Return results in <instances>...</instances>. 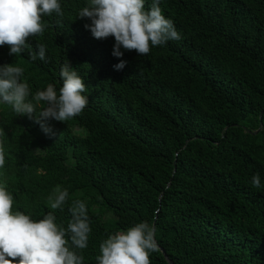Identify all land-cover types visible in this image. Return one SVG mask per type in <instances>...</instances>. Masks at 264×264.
Wrapping results in <instances>:
<instances>
[{"label":"trees","instance_id":"obj_1","mask_svg":"<svg viewBox=\"0 0 264 264\" xmlns=\"http://www.w3.org/2000/svg\"><path fill=\"white\" fill-rule=\"evenodd\" d=\"M63 17L43 16L46 62L27 51L0 65L22 67L30 95L62 86L68 62L83 78L88 104L66 122L34 119L0 103V184L12 211L34 220L57 185L85 202L91 232L84 264H96L110 234L141 221L155 226L150 264H264V0H161L180 40L112 55L114 37L95 39L77 18L90 0H59ZM151 0H145V10ZM120 59L125 67L116 70ZM44 102L36 106V115ZM259 174L261 188L251 185Z\"/></svg>","mask_w":264,"mask_h":264},{"label":"clouds","instance_id":"obj_2","mask_svg":"<svg viewBox=\"0 0 264 264\" xmlns=\"http://www.w3.org/2000/svg\"><path fill=\"white\" fill-rule=\"evenodd\" d=\"M161 0H151L145 10V0H90L78 12L77 18H88L84 27L98 40L114 37L112 55L121 58L125 51L135 50L138 55L150 53L152 47L180 40L172 19L166 18L160 7ZM56 14L63 17L59 0H0V46H9V55L15 57L27 51L32 61L46 62V47L37 43L36 51L30 37L43 33V16ZM120 59L113 65L116 70L125 67ZM23 68L13 63L0 65V103L11 105L17 115L34 119L47 135H54L49 119L66 122L79 116L88 104L83 78L70 63L60 70L62 86L59 94L53 84L38 90L32 100L28 83L22 81ZM44 102L39 115L36 106ZM5 164V149L0 144V168ZM253 188H261L259 174L252 176ZM67 188L59 185L49 196L50 209L42 219L34 220L21 211H12L13 196L0 184V264H84L78 250L86 249L91 232L87 206L75 200L68 207L71 218L67 227L58 226L54 210H63L68 202ZM155 226L145 221L126 231L110 234L100 245L96 264H150V253L159 252Z\"/></svg>","mask_w":264,"mask_h":264},{"label":"water","instance_id":"obj_3","mask_svg":"<svg viewBox=\"0 0 264 264\" xmlns=\"http://www.w3.org/2000/svg\"><path fill=\"white\" fill-rule=\"evenodd\" d=\"M162 253L164 254L165 258L168 260V262L170 264H172V261L170 260V258H168V256L166 255L165 251L162 249Z\"/></svg>","mask_w":264,"mask_h":264}]
</instances>
